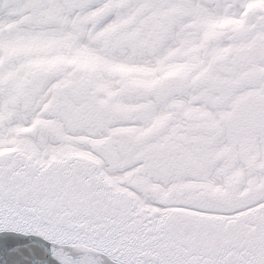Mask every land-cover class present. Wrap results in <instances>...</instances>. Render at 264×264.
<instances>
[{
    "label": "snow or ice",
    "instance_id": "6c2138e0",
    "mask_svg": "<svg viewBox=\"0 0 264 264\" xmlns=\"http://www.w3.org/2000/svg\"><path fill=\"white\" fill-rule=\"evenodd\" d=\"M0 264H264V0H0Z\"/></svg>",
    "mask_w": 264,
    "mask_h": 264
}]
</instances>
